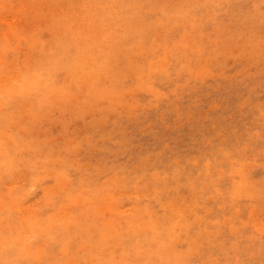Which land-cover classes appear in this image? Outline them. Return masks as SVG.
Instances as JSON below:
<instances>
[{
	"label": "rangeland",
	"instance_id": "1",
	"mask_svg": "<svg viewBox=\"0 0 264 264\" xmlns=\"http://www.w3.org/2000/svg\"><path fill=\"white\" fill-rule=\"evenodd\" d=\"M262 12L264 0H0V107L36 58L66 67L68 89L31 126L35 100L0 109V260L7 241L32 264H264V64L232 35L234 21L258 34Z\"/></svg>",
	"mask_w": 264,
	"mask_h": 264
},
{
	"label": "snow or ice",
	"instance_id": "2",
	"mask_svg": "<svg viewBox=\"0 0 264 264\" xmlns=\"http://www.w3.org/2000/svg\"><path fill=\"white\" fill-rule=\"evenodd\" d=\"M82 8H89L90 6L87 4L81 5ZM97 9L105 8V5H96L94 6ZM194 8L198 6H193ZM237 25L236 31L233 32V38L241 39L244 41L245 47L248 49H255L257 46L260 48L261 56H262V64H264V12L261 14V22L260 29L257 32L253 29L242 27L244 22H233ZM220 27H223L221 25ZM217 31H220V28H217ZM65 52L68 55H72L74 52L78 55L79 53L76 50V47L72 44H69L65 48ZM19 55H31V53H18L14 49H9L6 53V59L9 61H14ZM23 67V66H21ZM35 71H26L24 75L23 81L20 82L21 87L19 91L14 92L12 89L5 91L2 94L3 104L5 109H9L13 111V115L15 116V108L18 103L26 99H33L35 103L32 105V118L27 121L28 126H31L33 123L37 122L40 119L42 111L52 103H54V96L56 93L66 94L68 89L65 85L61 83L64 72L66 71V67L61 66L59 63H53L50 60H44L41 58L35 59ZM21 115H23L21 113ZM18 123H23V120L18 121ZM55 131V129H53ZM22 141L18 138L15 152L19 154L22 151L21 148ZM10 156L13 158L9 161H6V165L15 170L16 168V160L13 154V150L9 148ZM75 156H82L79 149L75 150L73 153ZM65 174L67 175L70 185L75 186L83 182L84 177L81 175L79 170L74 169V167H68L65 170ZM46 183H53L52 180L46 181ZM64 193H57L53 197L54 203H59ZM27 202V199L23 201ZM264 203V200H262ZM54 206V205H53ZM51 208L44 209L43 211H50ZM15 215V214H13ZM39 243V239L34 238L33 247ZM164 246H166V242H163ZM62 244L59 241L52 243L46 250L50 255H54L55 250L58 247H61ZM75 247V244L71 245ZM178 247H183L179 245ZM20 247L15 242H7L5 241L3 244V252L7 259L0 260V264H32L31 261L23 260L19 258ZM39 264H63L62 261H54V260H41ZM98 264H105V262L100 261ZM120 264H125V262H120ZM131 264V262H129ZM157 264H165L163 261H158ZM167 264H198V261L193 259H176L169 260Z\"/></svg>",
	"mask_w": 264,
	"mask_h": 264
},
{
	"label": "bare ground",
	"instance_id": "3",
	"mask_svg": "<svg viewBox=\"0 0 264 264\" xmlns=\"http://www.w3.org/2000/svg\"><path fill=\"white\" fill-rule=\"evenodd\" d=\"M142 3H143V2H142ZM5 4H6V3H5ZM143 4H144V3H143ZM185 4H186V3H185ZM6 5H7V4H6ZM186 5H187V4H186ZM186 5H185V6H186ZM44 6H45V5H44ZM116 6H117V5H116ZM183 6H184V5H183ZM22 8H23V7H22ZM24 8H25V7H24ZM24 8H23V9H24ZM190 8H191V7H190ZM44 9H45V8H44ZM140 9H141V8H140ZM182 9H183V8H182ZM35 10H36V9H34V11H35ZM91 10H92V9H91ZM185 10H186V9H185ZM29 12H31V11H29ZM32 12H33V10H32ZM137 13H138V12H137ZM28 14H29V13H28ZM28 14H27V15H28ZM33 14H34V13H33ZM29 15H30V14H29ZM47 15H48V14H47ZM184 15H185V14H184ZM170 19H171V18H170ZM90 20H91V19H90ZM90 22H91V21H90ZM161 23H162V22H161ZM41 24H42V23H41ZM83 24H84V23H83ZM83 24H82V25H83ZM89 24H90V23H89ZM127 24H128V23H127ZM127 24H126V25H127ZM90 25H91V24H90ZM126 25H125V26H126ZM122 26H123V25H122ZM136 27H137V26H136ZM121 28H122V27H121ZM123 28H124V27H123ZM116 29H117V28H116ZM118 29H119V28H118ZM130 29H131V28H130ZM80 31H81V30H80ZM114 31H115V30H114ZM129 34H130V33H129ZM62 38H63V37H62ZM110 38H111V37H110ZM123 38H124V37H123ZM84 40H85V39H84ZM120 40H121V39H120ZM123 40H124V39H123ZM110 41H111V40H110ZM116 41H117V40H116ZM139 41H140V40H139ZM79 43H80V42H79ZM85 43H86V42H85ZM85 43H84V44H85ZM111 43H112V42H111ZM115 43H116V42H115ZM103 45H104V44H103ZM103 45H101V46H103ZM104 46H105V45H104ZM104 46H103V47H104ZM179 46H180V44H179ZM182 46H183V44H182ZM107 47H108V45H107ZM96 48H97V47H96ZM104 48H106V47H104ZM114 48H115V47H114ZM91 49H92V48H91ZM134 49H135V48H134ZM81 51H84V50H81ZM81 51H80V54L82 53ZM96 51H97V50H96ZM119 52H120V50H119ZM88 54H89V53H88ZM82 55H83V54H82ZM120 55H122V54L120 53ZM131 56H132V55H131ZM171 57H172V56H171ZM23 58H24V57H23ZM25 58H27V57L25 56ZM25 58H24V59H25ZM69 58H70V57H69ZM98 58H99V57H98ZM111 58H112V57H111ZM111 58H110V59H111ZM27 59H29V58H27ZM85 59L87 60L86 57H85ZM85 59H84V60H85ZM90 59H91V58H90ZM90 59H89V60H90ZM29 60H30V59H29ZM68 60H70V59H68ZM97 60H98V59H97ZM112 60H114V58H112ZM133 60H134V59H133ZM137 60H138V59H137ZM23 61H24V60H23ZM23 61H22V62H23ZM27 61H28V60H27ZM56 61H57V60H56ZM28 62H29V61H28ZM31 62H33V61H31ZM83 62H84V61H83ZM86 62H87V61H86ZM111 62H112V61H111ZM25 63H26V62H25ZM25 63H23V64H25ZM84 63H85V62H84ZM96 63H97V62H96ZM96 63H95V64H96ZM130 63H131V62H130ZM69 64H70V63H68V65H69ZM87 64H88V63H87ZM95 64H94V66H95ZM25 65H26V64H25ZM27 65H28V67H29V66L31 67L32 64L30 65V64L27 63ZM82 65H83V64H82ZM82 65H81V66H82ZM88 65H89V64H88ZM88 65H86V66H88ZM91 65H92V64H91ZM91 65H90V66H91ZM110 65H111V64H110ZM70 66H71V64H70ZM86 66H85V67H86ZM133 66H134V65H133ZM28 67H27V68H28ZM137 67H138V66H137ZM32 68H33V67H32ZM88 68H89V67H88ZM77 69H78V68H77ZM77 69H76V70H77ZM135 69L137 70L136 67H135ZM79 70H80V69H79ZM89 70H90V69H89ZM117 70H118V69H117ZM117 70H115V71H117ZM120 70H121V69H120ZM111 71H112V70H111ZM111 71H109V72H111ZM118 71H119V70H118ZM121 71H122V70H121ZM124 71H125V69H124ZM159 71H160V70H159ZM75 72H76V71H75ZM77 72H78V71H77ZM77 72H76V74H77ZM119 72H120V71H119ZM92 73H93V72H92ZM112 73H113V72H112ZM156 73H157V71H156ZM79 75H81V74H79ZM95 76H96V74H95ZM3 77H4V76H3ZM3 77L1 78V82H3V81H2ZM84 77H86V73H85V76H84ZM100 77H101V75H100ZM110 77H111V76H110ZM95 78H96V77H95ZM95 78H94V79H95ZM4 79H6V77H5ZM94 79H93V80H94ZM104 79H105V78H104ZM106 79H107V78H106ZM102 80H103V79H102ZM163 81H164V80H163ZM4 82H6V80H4ZM4 82H3V83H4ZM3 83H2V84H3ZM4 87H5V86H4ZM16 88H17V87H16ZM4 92H5V91H4ZM4 92H3V90H2V93H4ZM2 107H3V106H2ZM2 107H0V109H1ZM3 108H4V107H3ZM263 110H264V109H262V111H263ZM5 130H7V128H5ZM9 130H10V129H9ZM254 131H255V130H254ZM21 133H22V132H21ZM16 137H17V136H16ZM106 138H107V137H106ZM258 138H259V137H258ZM6 139H7V136H6ZM7 140L9 141V139H7ZM11 141H12V140H10V142H8V143H9V144H12ZM178 142H179V141H178ZM24 145H25V144H24ZM12 146H13V144H12ZM34 146H35V145H34ZM247 146H248V145H247ZM25 148H26V147H25ZM23 149H24V148H23ZM24 150H25V149H24ZM30 150H31V148H30ZM25 151H26V150H25ZM22 152H23V151H22ZM16 156H17V154H16ZM246 156H247V155H246ZM255 158H256V157H255ZM15 160L17 161V159H15ZM58 162H59V161H58ZM20 164H21V163H20ZM36 165H37V164H36ZM248 165H249V164H248ZM249 167H250V166H249ZM233 169L235 170L236 168H233ZM233 169H232V170H233ZM232 170H231V172H233ZM236 170H237V169H236ZM246 170H249V169H246ZM221 172H222V171H221ZM239 172H240V171H239ZM246 172H247V171H246ZM248 172H249V171H248ZM248 172H247V173H248ZM242 173H243V172H242ZM242 173H241V174H242ZM247 173H246V175H248V176H247V179H248V177H249L250 175L247 174ZM50 174H51V173H50ZM50 174L47 175V176H50ZM241 174H240V175H241ZM6 175H7V174H4V176H6ZM219 175H221V173H220ZM47 176H46V177H47ZM244 177H245V176H244ZM263 177H264V176H263ZM5 178H7V177H4V179H5ZM44 178H45V177H44ZM251 178H252V177H250V179H251ZM250 179H249V180H250ZM249 180H248V181H249ZM257 180H258V178H257ZM262 180H263V179H262ZM0 181H2V180H0ZM248 181H247V182H248ZM254 181H255V180H254ZM7 182H8V181H7ZM24 182H25V181H24ZM236 182H237V181H236ZM192 183H193V182H192ZM195 183H196V182H195ZM11 184H12V183H11ZM22 184H23V183H22ZM196 184H197V183H196ZM251 184H252V183H251ZM258 184H259V183H258ZM5 185H7V184H5ZM33 185H34V184H33ZM239 185H240V184H239ZM244 185H245V184H244ZM246 185H247V183H246ZM263 186H264V185H263ZM8 187H9V186H8ZM47 187H48V186H47ZM261 187H262V186H261ZM240 189H241V188H240ZM261 189H262V188H261ZM244 193H245V192H244ZM261 193H262V192H261ZM18 203H19V202H18ZM22 205H23V204H22ZM23 206H24V205H23ZM25 206H26V204H25ZM25 206H24V208H25ZM39 206H40V205H39ZM14 207H15V206H14ZM18 207H19V206H18ZM126 207H127V206H126ZM263 207H264V206H263ZM28 208H29V207H28ZM13 209H14V208H13ZM105 210H106V209H105ZM105 212H106V211H105ZM124 212H125V211H124ZM127 212H128V210H127ZM254 212H255V211H254ZM254 212H252V214H253ZM35 213H36V212H35ZM32 214H33V213H32ZM36 214H37V213H36ZM252 214H251V216H254V215H252ZM29 216H31V215H29ZM251 216H250V217H251ZM58 218H59V217H58ZM253 218H254V217H253ZM255 218H256V217H255ZM0 226H1V225H0ZM5 228H6V227H5ZM258 228H259V227H258ZM263 228H264V227H263ZM259 230H260V229H259ZM263 230H264V229H263ZM27 231H28V230H27ZM210 236H211V235H210ZM7 237H8V236H7ZM19 240H20V239H19ZM2 251H3V250H2Z\"/></svg>",
	"mask_w": 264,
	"mask_h": 264
}]
</instances>
